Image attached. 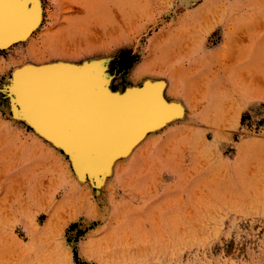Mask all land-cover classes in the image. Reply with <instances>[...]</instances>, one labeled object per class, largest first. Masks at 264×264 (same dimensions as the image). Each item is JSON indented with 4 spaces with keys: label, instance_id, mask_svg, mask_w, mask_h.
I'll return each mask as SVG.
<instances>
[{
    "label": "rangeland",
    "instance_id": "obj_1",
    "mask_svg": "<svg viewBox=\"0 0 264 264\" xmlns=\"http://www.w3.org/2000/svg\"><path fill=\"white\" fill-rule=\"evenodd\" d=\"M36 2L35 55L0 51V264H264V0ZM39 60L78 120L24 94Z\"/></svg>",
    "mask_w": 264,
    "mask_h": 264
},
{
    "label": "bare ground",
    "instance_id": "obj_2",
    "mask_svg": "<svg viewBox=\"0 0 264 264\" xmlns=\"http://www.w3.org/2000/svg\"><path fill=\"white\" fill-rule=\"evenodd\" d=\"M32 4H28L27 1H21V0H0V4L2 2H6L7 4L11 5L12 3H14L15 5L18 6V10L16 11V15L14 16V18L12 19V21H9L10 24L8 22H6L3 18V14H0V51H7L11 48H13L14 46L20 44V43H23V42H26L28 44V50H27V53H29L30 56H33L35 55V52H34V49H35V40L32 35L34 34V32L39 28V26L41 25L42 21H43V11H42V8H41V5L36 2V0H31ZM34 1V2H33ZM48 44V43H47ZM58 50V49H57ZM55 51V50H54ZM58 52V51H57ZM50 53H53V51H50ZM39 54H40V51H39ZM55 54V53H54ZM37 56V55H36ZM41 56V55H40ZM37 62H40L39 64H31V66L33 65L34 67L28 69L26 73H24L25 75H22L20 73V76L22 77L23 79V83H25V89H26V92L24 91V94H27L28 96V99L30 101H32L33 103L37 100V97H39V95L43 98V99H47L49 100L48 103L50 106L48 107H45L46 109V112L48 111L49 112V109H51V113L53 112V110H55L54 112H56L57 114L60 115V117H62L61 119H64V120H70V121H74V120H78V117H81V115H79V113H81V111H84V109H87L88 107H90V105H88V103L86 101L84 102H79V103H73V97L69 96V89L67 88V85L68 83H71L72 79L69 77V79H71V81H68V83H66L67 81L64 79L63 75L61 74V71L55 67H47V68H38V67H43V66H46V63H44L42 60H39ZM62 67V66H61ZM60 67V68H61ZM22 72V70H19V72ZM24 71V70H23ZM75 72V71H74ZM74 72H70L71 74L74 73ZM69 74V72H67ZM80 73V72H79ZM15 74V72H14ZM75 74V73H74ZM73 75V74H72ZM91 75V74H90ZM19 76V75H18ZM17 76V77H18ZM19 76V77H20ZM76 78V76H74ZM101 78V76H100ZM14 79V77H13ZM68 80V78H66ZM81 79V78H80ZM86 79V78H85ZM61 80V81H60ZM65 80V81H64ZM83 80V79H82ZM98 80V79H97ZM21 81V80H20ZM14 82V80H13ZM75 82V81H74ZM16 83V82H15ZM14 83V84H15ZM19 83V82H18ZM22 83V82H21ZM20 83V84H21ZM22 83V85H23ZM62 83V84H61ZM91 83L93 84V82L91 81ZM90 83V84H91ZM104 83V82H103ZM102 83V84H103ZM95 81H94V85H95ZM21 85V86H22ZM69 85V84H68ZM71 85H76L75 83L74 84H71ZM97 85V84H96ZM62 86L64 87V89L62 88ZM78 86H81V85H78ZM86 86V84H85ZM90 86V85H89ZM93 86V85H91ZM90 86V87H91ZM158 86V85H157ZM157 86H152L153 88H158ZM162 86V85H161ZM23 87V86H22ZM70 87V86H69ZM83 87V86H82ZM94 87V86H93ZM92 87V88H93ZM152 87H150L149 89H151ZM20 88V87H19ZM75 88V86H74ZM77 88V87H76ZM106 89V88H105ZM79 90V89H78ZM78 90H74V91H78ZM82 90V89H81ZM90 90V89H89ZM88 90V91H89ZM96 90V89H95ZM103 90V89H102ZM108 90V89H107ZM135 89H133L134 91ZM155 90V89H153ZM157 90V89H156ZM21 91V90H20ZM92 91V90H91ZM90 91V93H91ZM101 91V90H99ZM96 92V93H99ZM141 91H142V88H141ZM144 91V90H143ZM152 90H150V93H151ZM18 92V91H17ZM83 92V90H82ZM94 92V91H93ZM129 92V91H128ZM88 93V92H87ZM102 93V91H101ZM100 93V94H101ZM109 93V91H108ZM149 92L145 91V92H139L138 94H133L131 95L129 98H127V100H125V98H123L126 102L122 103L125 104L124 105V110L123 112L119 115L123 118V122H125L126 124L123 125L122 123V126H121V129L123 128L124 132H126L125 134H123L124 136H126V140H127V137L130 135V134H136L138 132H140V126L141 124L143 123V121H149L150 119L152 120V118L155 116L156 112H158L157 110L159 109L158 106H157V103L153 104L154 101L152 99H150L151 97H149L148 95L150 94ZM92 94V93H91ZM104 94V93H103ZM98 95V94H97ZM128 95V93H127ZM125 94V97L127 96ZM153 95V94H151ZM157 95V94H156ZM96 96V94H95ZM95 96H93L95 98ZM115 97V96H114ZM113 97V98H114ZM124 97V96H123ZM105 98H107V96H105ZM118 97H116L115 99H117ZM120 98V97H119ZM118 98V99H119ZM148 98V99H147ZM26 99V103H27V98L25 97ZM122 99V98H121ZM119 99V100H121ZM163 99V97H162ZM112 100V99H111ZM153 103H151L152 101ZM117 101V100H115ZM31 102V103H32ZM97 102V101H96ZM95 103V101H94ZM99 103V102H98ZM105 103V102H104ZM117 103V102H116ZM28 104V103H27ZM30 104V103H29ZM28 104V105H29ZM97 104V103H96ZM93 105V106H96ZM24 104H22L23 106ZM101 105H104V104H100L99 108L101 107ZM159 105V104H158ZM37 106V105H36ZM82 107L81 110H78L76 111L75 109L73 110L72 107ZM98 106V104H97ZM106 105H104L105 107ZM26 107V106H24ZM35 107V106H34ZM118 107V106H117ZM123 107V106H122ZM37 108V107H36ZM49 108V109H47ZM108 108V107H107ZM28 109V108H27ZM33 109V108H31ZM42 109V110H41ZM39 111H43V113L45 112V110L43 109V107L41 108ZM90 109V108H88ZM167 109V108H166ZM76 111V112H75ZM169 111V110H168ZM168 111L166 112V110L164 112L168 113ZM36 112V111H35ZM47 112V113H48ZM40 113V112H39ZM40 113V114H41ZM46 113V114H47ZM38 114V113H37ZM39 114V115H40ZM55 114V113H54ZM48 115V114H47ZM51 115V114H50ZM49 115V116H50ZM83 115V114H82ZM168 115V114H167ZM84 116V115H83ZM51 117V116H50ZM103 117V116H102ZM106 117V116H105ZM111 117V116H110ZM165 117L167 118V116L165 115ZM165 117H162V119H160L159 121L165 120ZM35 118V116H34ZM52 118V117H51ZM54 118V116H53ZM60 119V118H59ZM58 119V120H59ZM173 119V118H172ZM90 120V119H89ZM163 120V121H164ZM63 121V120H62ZM104 121V120H103ZM103 121H99V122H103ZM161 121V122H163ZM167 121V119H166ZM64 122V121H63ZM86 122V121H85ZM89 122V121H87ZM91 122H93L91 120ZM75 123V122H74ZM98 124V121L96 122ZM167 123V122H166ZM61 124V122H60ZM64 124V123H63ZM66 124V123H65ZM102 124H105L102 123ZM158 124V123H157ZM58 125V124H57ZM84 125V124H83ZM146 125V124H145ZM153 126V124H151ZM164 125V123H163ZM68 126V125H67ZM73 125H71L72 127ZM90 126V125H89ZM156 125L154 124V127ZM53 127V125H52ZM72 129V128H71ZM82 129V128H81ZM86 129V128H85ZM120 129V131H122ZM73 130V129H72ZM99 130V129H98ZM102 130V128L100 129ZM119 130V129H118ZM117 130V131H118ZM62 131V130H61ZM116 131V132H117ZM86 132V131H85ZM93 132V130H92ZM123 132V133H124ZM82 134V132H80ZM91 133V132H90ZM119 133V132H118ZM75 134H78L77 131L75 132ZM126 134H129V135H126ZM141 134V133H140ZM84 135V134H83ZM83 135H79L77 136L76 139L79 138V143L82 144V141H80L83 137ZM92 135V134H91ZM102 135V134H101ZM121 135V134H120ZM120 135H118L120 137ZM130 135V137L132 136ZM81 136V137H79ZM90 136V135H89ZM94 136V135H93ZM122 136V135H121ZM135 136V135H134ZM85 137V135H84ZM88 137V136H87ZM116 137V135L112 138L114 139ZM137 137V136H136ZM81 138V139H80ZM122 138V137H121ZM88 139V138H87ZM111 139V137H110ZM108 139V140H110ZM102 140V139H101ZM100 140V141H101ZM105 140V139H104ZM102 140L101 141V144L102 142L104 141ZM117 140V138L115 139ZM132 140V137L131 139ZM78 142V140H76ZM84 141H85V138H84ZM114 141V140H113ZM112 141V142H113ZM122 141V140H121ZM135 141V140H134ZM111 141H109V144H110ZM116 143V141H114ZM113 142V143H114ZM120 142V140H119ZM76 143V142H75ZM87 143V142H86ZM85 143V144H86ZM92 143V142H91ZM106 143V142H105ZM108 143V142H107ZM122 143V142H121ZM120 143V144H121ZM123 143H127V142H123ZM122 143V144H123ZM84 144V145H85ZM89 144H90V141H89ZM89 144L87 146H89ZM118 144V143H116ZM114 144V145H116ZM121 144V145H122ZM73 145V144H72ZM83 145V144H82ZM83 145V146H84ZM92 145V144H91ZM121 145H120V148H121ZM128 145V144H127ZM132 145V144H131ZM95 146V144L93 145V147ZM101 146V145H100ZM110 146H108L109 148ZM115 147V146H114ZM82 148V147H81ZM129 148V146H128ZM85 149V148H84ZM89 149V148H88ZM95 150L99 149V148H95ZM127 149V148H126ZM79 150V149H78ZM87 150V149H86ZM111 150V149H110ZM75 151V150H74ZM126 151V150H124ZM69 152V151H68ZM98 152V151H96ZM95 152V153H96ZM102 153V152H101ZM110 155V154H108ZM101 157V156H100ZM91 158V157H90ZM89 158V159H90ZM93 158V157H92ZM98 159L100 161H102L103 159H100L98 157ZM98 159H94V161L97 162ZM93 160V159H91ZM93 161V162H94ZM88 162V161H87ZM107 165V164H106ZM101 166H103L104 168V165L101 164ZM108 166V165H107ZM105 168H107L105 166ZM104 170V169H103Z\"/></svg>",
    "mask_w": 264,
    "mask_h": 264
},
{
    "label": "water",
    "instance_id": "obj_3",
    "mask_svg": "<svg viewBox=\"0 0 264 264\" xmlns=\"http://www.w3.org/2000/svg\"><path fill=\"white\" fill-rule=\"evenodd\" d=\"M18 6L12 3L11 5L6 2H2L0 4V14H3V18L6 22L10 24L9 21H12L14 16L16 15V11L18 10Z\"/></svg>",
    "mask_w": 264,
    "mask_h": 264
}]
</instances>
